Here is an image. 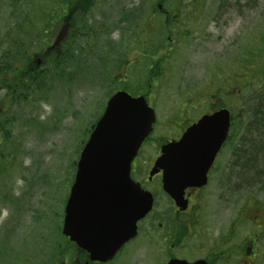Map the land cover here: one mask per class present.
Wrapping results in <instances>:
<instances>
[{"label":"rangeland","instance_id":"rangeland-1","mask_svg":"<svg viewBox=\"0 0 264 264\" xmlns=\"http://www.w3.org/2000/svg\"><path fill=\"white\" fill-rule=\"evenodd\" d=\"M156 1L97 0L98 6L91 18L104 21L102 26L106 28L105 34H100L88 46V38H81L82 62L79 68L67 66L64 71L67 79L51 75L48 85L31 92L27 101H22L19 95L16 100L5 89L0 90V109L8 104L4 123L6 137L3 136V143L8 138L11 144H7L8 148L0 147L4 153L0 162V249H3L0 264H11L13 260L10 256L21 249L23 242L26 248L20 250L22 259L17 260V264H47L44 258L36 257L44 252L46 239L54 238L55 227L62 225L65 200L79 152L112 89L126 86L134 92L143 91L147 101L155 109V126L143 150L150 149V146L155 145L154 142L171 135L173 131L172 134L176 133L172 128L174 123L195 120L212 103L218 102V99L233 112L234 123L237 124L241 121L237 116L240 110L238 108L242 107L243 102L240 99L245 100L253 91L260 89L258 83L264 80V0H239L240 10L220 6V0H199L197 3H193L194 0H164L169 12L183 14L179 27L187 34L179 41L175 40L176 47L165 43L158 56L156 52L146 51L144 57L139 56L136 60L131 46L135 37L132 39L130 28L124 29V22L120 21L129 19L126 16L128 13L139 10L144 19L141 22L145 26L144 31L153 29L155 26L151 25L152 17L146 13L154 9L152 7L156 6ZM10 2L13 0H0V55L8 49L5 36L7 30L17 25L21 18L19 14L28 11L36 27H39L36 28L37 40L33 42H47V46L45 43L39 44V47L44 45L45 49H27V53L34 56L37 64L44 61L43 51L46 48L49 50L54 43L59 44V37L69 41L66 19L71 18L70 12L68 14L67 10L63 11L59 19H64L63 21L50 19L49 27L41 28L42 16L35 10L52 5L53 10H58L60 0H19L17 9L10 6ZM179 5L183 7H178ZM191 7L195 10H190ZM190 12L193 14H187ZM215 17L218 18L216 22ZM213 19L215 24L212 23ZM132 23L131 20L128 22L130 25ZM54 24H57L56 29L53 28ZM45 28L48 30L45 31ZM122 31H127L124 38L129 42L124 46L128 48L127 58L125 57L128 68L124 71L118 68L116 60L111 69L109 62L103 64L100 60L106 56L108 47L105 45L108 40V45L117 50L116 43L120 42ZM162 36L163 34L158 33L155 38L149 36V39H154V43L159 44L163 41ZM19 49L21 48L18 46L17 50ZM172 53L176 61L171 58ZM119 55H123V52ZM114 56L116 58L117 55L110 54L108 60L111 61ZM165 56L167 60L163 65ZM85 57L87 58L84 59ZM4 62L1 59V68H4ZM111 74H116V77L112 78ZM146 76L155 77L156 87L148 89L150 82ZM122 77L128 78L122 80ZM242 82L243 90L240 97H237V89ZM222 91H226L228 95L217 96ZM192 106L196 108L192 110ZM11 141H16V145ZM7 153L12 156L9 162ZM245 194L240 193L238 201L236 198V202L231 203L234 205L224 213L227 217L222 216L223 213L220 217H215L219 218L215 226L211 225L210 230L215 228L216 237L219 230L227 231L228 237L237 233L232 221L240 207V211H247L240 234L244 232L243 227L250 228L251 218L248 212L251 207L247 203L242 205L244 202L264 208V192L247 190ZM4 255L10 256L6 258ZM135 255L142 262V257ZM74 256L73 250L69 249L61 263L69 264ZM235 259L230 264H235ZM73 264L77 262L74 260Z\"/></svg>","mask_w":264,"mask_h":264},{"label":"flooded vegetation","instance_id":"flooded-vegetation-1","mask_svg":"<svg viewBox=\"0 0 264 264\" xmlns=\"http://www.w3.org/2000/svg\"><path fill=\"white\" fill-rule=\"evenodd\" d=\"M146 14L152 17L151 25L155 26L152 30L159 34L164 31L175 33L180 29L182 13L161 9V11L147 12ZM187 14L191 15L193 12ZM214 19L215 22L218 20L217 17ZM214 19L213 24H215ZM168 40V44H172L169 38ZM163 47L164 45L160 44H145L144 46L147 51L156 52L157 56L162 52ZM172 57H174L173 53L171 54ZM160 70H158L157 75ZM1 80L0 77V90L3 89ZM149 81V89L152 86L156 87L157 81L154 76L149 77ZM240 84L241 87L237 89V93H239L237 97H240L243 90L242 85L244 83ZM143 95L147 99L146 95ZM218 95L227 96L228 94L226 91H222ZM212 98L214 97L212 96ZM195 108L193 107L192 110ZM222 108H225L224 102L218 99V102L212 103L211 107L204 110L195 120L185 121L181 124L174 123L172 128L176 130V133L172 134L174 132L172 130L171 135L154 142L155 145L150 146V149L143 150L144 144L142 145L131 163L130 178L139 184L143 190L151 193L153 205L150 212L137 222L136 236L126 242L113 258L106 261L91 260L89 253L81 249V264H168L175 260L184 261L188 264L196 261H203L205 264H230L231 260L235 258V264H264V208L249 204L250 202L242 204L250 205L251 208H249L248 213L251 220L249 222L250 228L245 229L243 227L244 232L241 234L242 222L246 221L247 214L246 210L240 211L241 207L236 210L232 221L233 226L237 228L235 235L228 237L227 231L219 230V235L216 237L214 235L215 228L213 231L210 230L211 225L215 226L217 218L222 213V216H228L224 213L228 207L234 205L231 203L238 201L240 193L245 196L247 191L246 187L241 185L245 184L244 180L237 182L234 179V176L238 174L234 171V166L241 160L236 153L238 152L237 148L243 143L240 137L244 126L233 123L235 116L229 108L232 123L225 140L206 168L202 170L204 166L202 165L200 169H194L198 176V184L183 188L180 205H177L165 192L163 183L166 172L174 167L185 169L184 164H165L153 171L156 160L162 155L165 146L172 142H179L186 129L202 116L212 115ZM238 110L237 116L239 119H244L243 108H238ZM152 150L154 153L151 154ZM195 158L207 160L205 157ZM188 159L189 156L185 155L184 160ZM200 174L201 180L199 181ZM253 191L260 193V189L256 186L253 187ZM216 216L219 217L215 218ZM135 254L142 257V262L138 261L139 258Z\"/></svg>","mask_w":264,"mask_h":264},{"label":"water","instance_id":"water-1","mask_svg":"<svg viewBox=\"0 0 264 264\" xmlns=\"http://www.w3.org/2000/svg\"><path fill=\"white\" fill-rule=\"evenodd\" d=\"M229 116L227 109L203 116L184 132L179 142L163 148L153 171L165 164L185 166V169L174 167L164 176L163 189L177 205L182 203L183 188L198 184L194 169L202 165V170L206 168L225 139ZM154 123V110L144 96L117 91L107 100L79 153L64 206L61 233L88 252L91 260L111 259L136 235L137 221L151 209V194L130 179L129 171ZM185 155L189 156L188 160H184ZM168 264L188 263L175 260Z\"/></svg>","mask_w":264,"mask_h":264},{"label":"trees","instance_id":"trees-1","mask_svg":"<svg viewBox=\"0 0 264 264\" xmlns=\"http://www.w3.org/2000/svg\"><path fill=\"white\" fill-rule=\"evenodd\" d=\"M18 2L19 0H13L12 3L10 2V6H13L15 9H17L16 5H18ZM178 2H184V0ZM197 2L200 1L194 0L193 3ZM96 4L97 0H60L57 7L58 10H53V5L49 8L46 7L41 9L40 7H38L39 10L35 9L36 11L41 13L42 16L41 28H44L46 26L49 27L50 19H56V21H58L62 16L63 11L65 10L68 11V14L70 12L71 16V18H68V20L66 19V21L68 22L66 35L69 37V41L66 42L60 37L59 40L57 38L56 41L58 40L59 44L54 43V45L51 46L49 50L46 48V50L43 51L45 55L44 61L39 64H37V61L35 60L34 56H31V54L27 53V49H45L44 45H41L39 47V44L45 43V45L47 46V42L42 41L37 44L33 42L34 40H37L35 38L36 28L39 27H36L35 22L32 21V18L28 14L29 11L21 15L19 14V17L21 18H19L17 25L11 26L7 30V33L5 35L7 38L6 44L8 49L6 50V52L0 55V61L1 59L5 60L4 68H1L0 66V75H3L0 76L2 78L1 85L3 89H5L6 92H8L9 94H12L14 99L17 100L19 95V98H21L22 101H27L31 92H34L36 89H41L42 87L44 88L48 85V80L50 79L51 75H55L56 78L57 76H62L63 79H67L64 73L66 67L75 66L76 68H79V64L80 62H82L80 43L81 38H88V44L86 45L88 46L89 43L91 44L93 41L98 39L100 37V34H105L106 28L102 26L104 21L101 19L94 20L91 18L92 13H94V9L98 6H96ZM154 4L158 5L157 7L153 6L152 8L154 9H152L151 12L161 11V9L164 11L169 10L167 7H165L164 0H157ZM159 6L161 7L160 9ZM220 6H225L229 9L240 10L239 0H234V2L231 0H220ZM178 7L183 6L179 5ZM190 10H195V8L191 7ZM140 12L142 11L134 10L126 15L127 17H130L129 19L125 18V21L122 19L120 21L121 23L124 22V29L130 28V35H132V39L135 37L131 46L132 53H134L133 55L136 60L139 59V56L144 57V55L146 54L147 49L144 48L145 44L154 43V39L149 40V36L155 38V35H158V33H154L152 29H147L146 32L144 31L145 26L141 24L144 19L141 18L142 16ZM68 14L65 17H67ZM63 20L64 19H61L59 21ZM130 20L133 22L132 25L128 24ZM53 28L56 29L57 24H54ZM179 28L180 29L175 33H172L171 31H164L163 33H161L163 34V41L162 43L159 42V44L165 45V43L169 42V38L170 41H172L173 46H175V40L179 41L181 37H185L187 34L182 31L181 27ZM47 30L48 28H45V31ZM125 34H127V31H122L121 40L119 43H116L118 44L116 45V51L114 50L113 46L108 45L110 43L109 40L107 41L108 44L105 45L106 47H108V50L105 52V58H100V60L103 64L109 62L108 66L110 65V69L113 68L115 60L116 64H118V68H122L123 71L128 68V66L125 65L127 63L125 57L128 48L124 46H127L129 42L126 40V38H124ZM17 36L19 37V40L16 41ZM154 44L158 45V43ZM120 45H123V47H121ZM18 46L21 49L17 50ZM118 48L120 49L118 50ZM170 48H172V45ZM149 50L154 51L153 49ZM120 52H123V55H119ZM113 53H115V55L117 56L116 58L114 56V58L109 61L108 58L110 54ZM86 58L87 57H85L84 59ZM172 59L173 61H176L175 57H172ZM166 60L167 58H165V61ZM146 66L147 68L150 67L149 64H146ZM111 77H116V74H111ZM124 77H122V80L128 78ZM148 77L149 76H146L147 81ZM249 80L250 79H248V81ZM246 81L247 80H245V82ZM113 83H115L114 79ZM259 84L260 89H256L255 91H253V94L248 96L242 102L241 108H243L245 115L243 116L244 119H241V121H239L238 123H241L244 126L243 133L240 137V140L243 143L237 148L238 152L236 153V155H239L241 160H239L240 163L234 166V171L238 173L236 174V176H234V179L237 182L244 180L245 184L241 185L243 187H246L247 190H252L253 187L256 186V188L264 191V80L258 83V85ZM147 87L149 89V83ZM118 89L129 91V93H131L132 95H139L141 93H144L143 91L141 93L134 92L132 88L122 86L120 88L112 89L110 93H108L109 96ZM130 91H132L133 93ZM7 107L8 104H4V106L0 109V147L2 149L5 146L8 148L7 144L11 145L8 141V138H5V143H3V136H5L4 123L5 117L8 112ZM11 143L14 146L16 145V141H11ZM1 148L0 162L3 159L1 157L4 155ZM7 157V162H9L12 156L11 154L9 156V153H7ZM13 157H15V155H13ZM1 167L4 166L1 165ZM23 243L21 249L26 248L25 246H23ZM45 245L46 246L44 252L40 253L39 256L36 257L37 259H40L42 257L45 259L47 264H62L63 262L61 263V259H65L67 251L69 249H72L75 256L71 258L69 264H73L74 260L77 262V264H81V250L62 235L60 225L56 226L54 229V238L50 240L46 239ZM2 250L3 249H0V254ZM20 250L18 249L16 254L13 256L9 255L12 260L15 261H12L11 264H17L16 261L22 259L20 257ZM4 256H6V258L9 257L8 255ZM63 264H65V262Z\"/></svg>","mask_w":264,"mask_h":264}]
</instances>
